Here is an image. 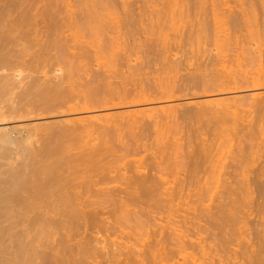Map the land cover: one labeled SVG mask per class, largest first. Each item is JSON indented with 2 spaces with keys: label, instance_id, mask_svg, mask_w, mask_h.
<instances>
[{
  "label": "bare ground",
  "instance_id": "6f19581e",
  "mask_svg": "<svg viewBox=\"0 0 264 264\" xmlns=\"http://www.w3.org/2000/svg\"><path fill=\"white\" fill-rule=\"evenodd\" d=\"M138 1L0 0V95H3L0 96V264H264V136L261 137L264 135V17L245 19L249 13L244 10L239 11L242 16L230 14L231 17H227L234 32L229 34L227 30L225 35L216 32L211 35L207 16L202 15V20L197 18V32L192 30L179 40L172 38L173 42L169 39L166 42L167 38L164 42L154 39L151 50L139 45L133 49L118 48L119 44L113 49L115 46L109 43L110 48L105 47L110 49L109 53L103 48L98 51L104 55L92 49L93 54L90 48L89 52L84 51L82 45L70 44L73 41L67 39L66 28L77 27L82 20L84 23L94 21L99 14L108 13L115 6L121 8L124 18L116 22L119 25L112 24L113 28H125L128 34L129 28L137 24L135 9L140 10L139 16L148 12L153 14L150 20L156 16L154 19L160 21L161 11L163 16H188L191 11L197 16L205 12L198 9L205 10L201 7L206 4V0H143L144 5L139 9L134 6ZM210 1L213 5L210 10L217 17L222 2ZM71 2L77 4V13L73 11L76 6L72 10ZM256 2L264 7V0ZM159 5L162 6L160 11ZM44 36L51 39L48 41L58 60L77 59L76 65H81L78 59L89 63L90 56L94 55V66L89 63L84 67L86 70H80L81 75L86 71L92 79L85 78L88 90L78 96L81 102L72 94L73 88L62 85L67 75L58 80L47 75L43 81L31 75L33 79L22 85L25 75L19 70L9 73L10 69L5 67L8 60L4 57L9 59L15 47L22 45V50L28 49L26 42L33 43L28 42L29 38L39 37L45 43ZM47 43L45 48L50 47ZM140 54L151 57L140 56L146 60L143 63ZM68 65L67 70L71 71V63ZM89 65L93 67H87ZM181 72L184 74L178 75ZM21 85L22 93L18 96L13 89ZM77 86L75 91L79 89L80 93L83 88L86 91L84 85L83 88ZM246 90L252 91V98L235 96ZM10 93L17 98L15 103H11L13 98L8 99ZM200 93L226 95L194 101L195 106L199 105L194 117L209 116L212 131L220 132L229 146L225 153L221 152L216 135L195 143L197 137L183 132L180 126L186 113L177 114L174 104L167 103L159 110L149 106L155 101ZM230 93L233 96L228 97ZM5 95L7 103L3 101ZM142 104L144 108H140ZM99 105L100 108L135 106L124 116L115 115L111 127L98 126L107 131L112 128L123 144L119 154L111 158L120 162L113 169L114 176L108 171L88 181H75L78 177L75 180L68 176L63 178L65 169L74 173L80 165L85 169L90 165L95 168L97 159L102 160L101 150L93 148L82 156H70L66 150H53L51 142L38 145L36 130L43 123L34 124L30 129L26 125L29 130L21 124H13L32 116L60 114L61 109L63 113H75L78 109H95ZM83 117L72 120L93 121L87 119L92 117ZM106 118L103 119L108 123L110 119ZM72 120L74 125H79ZM99 120L102 121L95 118L93 124H98ZM68 128L62 133L77 129ZM180 130L184 133H179L180 138L171 136L170 141L168 137L170 142L150 155L125 161L146 148L143 140L147 137L177 135ZM15 159L21 161L16 163ZM182 206L186 207L181 209Z\"/></svg>",
  "mask_w": 264,
  "mask_h": 264
},
{
  "label": "rangeland",
  "instance_id": "374dc122",
  "mask_svg": "<svg viewBox=\"0 0 264 264\" xmlns=\"http://www.w3.org/2000/svg\"><path fill=\"white\" fill-rule=\"evenodd\" d=\"M143 1V0H142ZM209 1V2H208ZM222 3H221V5L220 6H218V10H217V13H219V14H217V17L216 16H214V14L212 13V9L210 8V7H213V5H211L212 3H211V1L210 0H206V4H202L203 6L205 5V7H201V9L203 8H205V10H201L200 11V9H198L199 10V12H202V11H205V12H202V13H198L197 14V16H195V15H193V13H192V11L190 12V13H188V16L187 15H183V16H178V15H174V14H169V16H171V17H169V16H166V15H164L163 16V12L161 11L160 12V21H159V19L156 21L154 18H156V16L154 17V18H152V20H155L156 22H157V24H158V22H159V24H158V27H157V24H156V22L154 21H152V20H150L151 19V17H153V14H152V16L150 15V14H148V12H144V14L142 15V16H139L141 13H139V15L137 14L138 12H140V10H138V9H135V11H134V13H135V15H134V17L135 18H137L136 19V25H134L133 27H131V29L129 28V31H133L132 32V34H131V32L130 33H128V34H126V32H127V29H125V28H123V29H116V27H114L113 28V26L115 25V26H117V25H119V24H117L116 22L117 21H119V20H122L121 18H124L123 17V11L121 10L120 11V9L121 8H116V6L114 7V9L113 8H111V9H109V11L110 12H106V11H104V12H106V13H102V14H99V17L98 18H95L94 19V21H92L93 19H90L89 20V22H86V23H84V21L82 20V22H81V24L79 25H77V27L75 26V27H71V29H69V28H66L65 30H66V34L65 35H67V39H70V41H73V43L71 42L70 44H75V45H79V46H81L82 45V47H84V51H85V49H86V51H87V49H88V52H89V48H90V51H91V53H93V54H95V52H93V51H98V50H101V49H103V48H105L106 46L107 47H109L110 48V46H108V45H110L111 43V45H113V46H111V47H114L115 46V48H113V49H117V46H118V44L121 46V47H119L118 46V48H126V47H128L127 49H133L134 47H136L137 45H139V46H141V48H144L145 47V50H148V49H150V47L160 38V40H162L163 39V41L162 42H164V39L165 38H167V41H166V39H165V41L166 42H169V41H171V42H173L172 40L176 37V40L178 39H180V37H182L183 38V36H185V35H187V33H191V31L193 30L194 32H197V31H195L196 29V25L199 23V21H198V23H197V18L198 19H201L202 17V15H203V18H205L206 16V22H207V24H208V34H214L215 32H216V34H218V35H225V32L227 31L229 34H232L233 32H234V28H233V26H232V24L230 23V21H229V19H230V17H231V15L230 14H232V15H236L235 13H237L238 15H236L235 17H238V16H242L243 14H241V12H239V11H243L244 10V13L246 12V11H248V12H246V14L247 13H249V14H247L248 16L246 17V16H244L245 17V19H247L248 17H250V18H253L254 16V18H258V17H260V19L262 18L263 19V17H264V15H263V10L264 9H262V8H264V7H262L263 5H261V3H257L256 1L257 0H251V1H249V0H231V1H229V0H220ZM224 2V3H223ZM234 2V3H233ZM238 2V3H237ZM241 2V3H240ZM253 4H252V3ZM237 3V4H236ZM257 3V4H256ZM71 4L73 5L71 8H72V10H73V8L76 6V8H74V10L73 11H75L76 13H77V11H78V7H77V4H75L74 5V3L73 2H71ZM144 5V1L143 2H141V0H139L134 6H135V8H138L139 7V9H140V5H141V9H142V7H143V5ZM223 4V5H222ZM225 4V5H224ZM232 4V5H231ZM250 4H251V6H250ZM255 4V5H254ZM209 5V6H208ZM228 5V6H227ZM231 5V6H230ZM239 5V6H238ZM253 5H254V7H253ZM235 6V7H234ZM258 6V7H257ZM161 7V8H160ZM208 7V8H207ZM234 7V8H233ZM239 7H240V9H239ZM252 9H251V8ZM70 8V9H71ZM159 8V9H158ZM157 9L160 11V10H162V6H160L159 5V7H158ZM67 10H70L69 8H66ZM209 11H208V10ZM211 9V10H210ZM228 9V10H227ZM230 9V10H229ZM232 9H233V11H232ZM249 9V10H248ZM77 10V11H76ZM219 10H221V11H219ZM252 10H255V11H252ZM164 11V10H163ZM219 11V12H218ZM206 12H208V13H206ZM231 12H233V13H231ZM255 14V15H252L253 13ZM257 12V13H256ZM205 13V14H204ZM210 13H211V15H212V17H211V15H210ZM221 13H224V14H222V15H224V16H222L221 15ZM262 13V14H261ZM148 14V15H147ZM165 14V13H164ZM167 14V15H168ZM208 14V15H207ZM225 14H227V15H225ZM241 14V15H240ZM245 14V15H246ZM102 15H103V17H102ZM121 15V16H120ZM137 15V16H136ZM147 15V16H146ZM154 15H155V12H154ZM162 15V16H161ZM206 15V16H205ZM228 15H230V17H227ZM256 15H257V17H256ZM259 15V16H258ZM261 15L263 16V17H261ZM125 16V15H124ZM150 16V17H149ZM173 16V17H172ZM176 16V17H175ZM187 16V17H186ZM205 16V17H204ZM214 16V17H213ZM218 16H220V17H218ZM233 16V17H234ZM253 16V17H252ZM168 17V18H167ZM196 19H195V18ZM200 17V18H199ZM215 17H216V19H215ZM224 17V18H223ZM225 17H227V19H228V22L225 20ZM243 17V18H244ZM111 18H112V20H111ZM163 18V19H162ZM172 18V19H171ZM242 18V19H243ZM139 19V20H138ZM178 19V20H177ZM183 19V20H182ZM189 19V20H188ZM209 19V20H208ZM215 19V20H214ZM245 19H243V20H245ZM249 19V18H248ZM162 20V21H161ZM182 20V21H181ZM186 20V21H185ZM196 20V21H195ZM202 20V19H201ZM200 20V21H201ZM217 20L219 21L220 20V22H217ZM222 20H225L226 21V23L228 24H224L225 23V21H222ZM165 21V22H164ZM185 21V22H184ZM193 21V22H192ZM113 22V23H112ZM161 22V23H160ZM169 22H171V23H169ZM181 22V23H180ZM214 22V23H213ZM217 22V23H216ZM84 23V24H83ZM156 25H155V24ZM194 23V24H193ZM209 23H211L210 25H209ZM218 25V28H217V25ZM221 23H223V24H221ZM112 24H114V25H112ZM151 24H152V26H151ZM167 24H168V26H167ZM220 24V25H219ZM155 25V26H154ZM164 25V26H163ZM192 25H194V27L192 26ZM154 26V27H153ZM188 26V27H187ZM198 26V25H197ZM223 26V27H222ZM153 27V28H152ZM210 27V28H209ZM182 28V29H181ZM198 28V27H197ZM215 28H217V31H216V29ZM222 28V29H221ZM133 29V30H132ZM152 29V30H151ZM69 30V31H68ZM122 32H121V31ZM159 30V31H158ZM184 30V31H183ZM215 30V31H214ZM113 31V32H112ZM179 31V32H178ZM183 31V32H182ZM192 31V32H193ZM210 31H212L211 33H210ZM222 33H221V32ZM233 31V32H232ZM154 32V33H153ZM177 32V33H176ZM227 32H226V34H227ZM117 33V34H116ZM133 34H134V36H133ZM158 34V35H157ZM164 36H163V35ZM64 35V36H65ZM69 35V36H68ZM131 35V36H130ZM158 37H156V36ZM167 35V36H166ZM171 35H173V36H171ZM118 38H117V37ZM162 37V38H161ZM179 37V38H178ZM45 36L44 37H42V40L44 39L45 40ZM133 38V39H132ZM153 39V40H151V41H149V39ZM173 38V39H172ZM34 39H36V41L34 40ZM37 39H39V40H37ZM110 39V40H109ZM117 39V40H116ZM147 39H148V41L150 42H148L147 41ZM154 39H156V41L154 40ZM168 39H169V41H168ZM171 39V40H170ZM35 41V44H34V41ZM51 40V39H48V38H46V42L44 43V42H42L41 41V39L39 38V37H37V38H33V39H30L29 38V40H28V42L29 41H32L33 43H31L30 42V44H31V46H30V44L28 43L27 44V42H26V47H28V49H26V50H28V52L24 49V50H22L23 48H22V45H20V46H17V47H15L14 49L15 50H17V53H19V54H17L16 52L14 53V49L12 50V54L10 53V55L9 54H7V55H9V59H8V56L7 57H4V58H7V59H5V60H8L7 62L8 63H6V66L5 67H8V69H10L9 70V73H12V71L11 70H13V73H14V70L15 71H20V72H22L23 73V76L25 77H23L22 79H24V81L22 82V85H24V83L25 82H28L29 80H31V79H33V77L34 78H36V76H39V78H37V79H39L40 80V78L42 79L41 81H43L44 79H47L48 78V76H50V78L51 77H55L54 79L55 80H58V78H60V76L64 79L65 78V76H66V79L68 78V77H71V76H75V77H72L71 79H73V80H71V79H67V81H66V79L64 80V82H63V86H67L68 88H73V95H74V97L76 98V99H78L79 100V98H78V96L79 97H81V96H83V94L85 95V93L87 92V87H86V85L84 84L86 81H85V78L88 80H92V79H90V78H88V76L89 75H86V74H88V72L86 73V71L84 72L83 71V75H81V71H82V69L83 70H86L84 67H86V65H88L89 63L91 64V65H93L94 66V63H96V61L94 60L95 58H94V55L93 56H90V55H92V54H90L89 56L90 57H92L90 60L91 61H89V63H86V59L84 60H79L78 59V61H77V63H81V65H80V67H78L79 65L77 64L76 65V63H75V61L77 60H72V58H70V60H66L65 59V61L64 60H62L61 58H60V60L63 62H61L60 60H58L59 58L56 56L57 54H56V51L54 50V49H52V47L50 46V42L49 41ZM112 40H114V42H111ZM119 40V41H118ZM125 40V41H124ZM127 40V41H126ZM141 40V41H140ZM175 40V39H174ZM110 41V42H109ZM118 41V42H117ZM130 43H129V42ZM145 42V45H144V42ZM153 41H155V42H153ZM37 42V43H36ZM49 44H48V43ZM75 42V43H74ZM123 42V43H122ZM143 42V43H142ZM151 42H152V44H151ZM170 42V44H172ZM39 43H41L40 44V47H39ZM46 43L50 46V47H48V48H45L47 45H46ZM83 43V44H82ZM110 43V44H109ZM149 43V45H147ZM42 44H45V46L43 45V47H44V50L43 49H41L42 47ZM91 46H90V45ZM102 44V45H101ZM117 44V45H116ZM123 44H125V45H127V46H124ZM129 44V45H128ZM38 45V46H37ZM98 45H101V47L100 46H98ZM147 45V46H146ZM138 46V47H139ZM183 46H185V45H183ZM31 47V48H30ZM92 47H94V48H92ZM100 47V48H99ZM133 47V48H132ZM146 47H149L148 49H146ZM185 47H187V46H185ZM22 48V49H21ZM19 49H21V51H19L18 52V50ZM39 49V50H38ZM41 49V50H40ZM51 49V50H50ZM92 49H93V51H92ZM105 49H107L105 52H107V53H109L108 51L110 50H108V48H105ZM186 49H189L188 47L186 48ZM38 50V51H37ZM53 50V51H52ZM119 50V49H118ZM144 50V49H143ZM151 50V49H150ZM150 50L149 51H147V52H149L150 53ZM23 51H26L25 53L23 52ZM55 52V53H54ZM99 52V51H98ZM97 52V53H98ZM101 52V51H100ZM99 52V53H100ZM96 53V54H97ZM102 53V55H104L103 53L104 52H101ZM15 54H17V55H14ZM23 56H22V55ZM25 54V55H24ZM54 54V55H53ZM56 54V55H55ZM106 54V53H105ZM142 54V53H141ZM139 55V58H141V57H143L142 55ZM22 57H21V56ZM51 55H53V56H51ZM97 55H99L100 56V54H97ZM107 55V54H106ZM149 55H152V53L151 54H149ZM5 56V55H4ZM17 56H19V58L17 57ZM58 58H56V57ZM141 56V57H140ZM11 57H13V60H12V58ZM18 59H17V58ZM20 57H21V59H20ZM52 57V58H51ZM54 57V58H53ZM89 57V58H90ZM149 57H151V56H149ZM148 56L147 57H145V55H144V57L143 58H149ZM177 57H178V55H177ZM89 58H88V60H89ZM143 58H141L142 60H143V63H145L146 62V60L145 59H143ZM175 58H176V56H175ZM183 58V57H182ZM181 58V59H182ZM57 59V60H56ZM172 59H174V57L172 56ZM92 60H94V62L92 61ZM102 60V58L100 59V61ZM103 60H105V59H103ZM144 60H145V62H144ZM73 61V62H72ZM11 62H13V64L11 63ZM60 62V63H59ZM65 62V63H64ZM68 62H70L71 63V71L73 72H75L74 74L71 72V71H68L67 69H68V67H69V65H68ZM82 62H84V64H82ZM88 62V61H87ZM92 62V63H91ZM137 62V61H136ZM141 64V61H138V64ZM8 64V65H7ZM15 64V65H14ZM66 64V65H65ZM67 65H68V67H67ZM83 65V66H82ZM91 65H89V66H87V67H90ZM10 66V67H9ZM57 66H62L61 68H62V70H61V68H57ZM82 66V67H81ZM93 66H91V68L93 67ZM67 67V68H66ZM12 68V69H11ZM65 68V69H64ZM69 68V69H70ZM75 68V69H74ZM7 69V68H6ZM8 69H7V71H8ZM50 69H51V71H50ZM54 69H56V71L54 70ZM60 71H58V70ZM63 69H64V71H63ZM78 69H79V71H78ZM40 70V71H39ZM42 70V71H41ZM52 70H54V71H52ZM76 70V71H75ZM81 70V71H80ZM11 71V72H10ZM18 71V72H19ZM37 71H38V73H37ZM45 71L48 73H46L45 74ZM17 72V73H18ZM31 74H30V73ZM42 72V73H41ZM56 72V73H55ZM72 73V75H71V73ZM77 72V73H76ZM16 73V72H15ZM35 73H36V75H35ZM54 73V74H53ZM70 73V74H69ZM7 74H8V72H7ZM42 74H44V75H42ZM60 74V75H59ZM182 74H184V72H181V73H179L178 75H182ZM15 75V74H14ZM17 75H19V73L17 74ZM33 77H32V76ZM46 75V77H44ZM48 75V76H47ZM53 75V76H52ZM85 75V76H84ZM10 76H13V75H10ZM20 76H21V74H20ZM20 76H18V78L17 77H15V78H17V79H21V78H19ZM41 76V77H40ZM64 76V77H63ZM79 76V77H78ZM84 79H82V80H80L79 78H81V77ZM155 76H158V75H155ZM13 77V78H14ZM44 77V78H43ZM15 78L13 79V81L12 82H14V80H15ZM75 78V79H74ZM78 80H77V79ZM53 79V78H52ZM53 79V80H54ZM54 80V81H55ZM74 80H77V82L76 81H74ZM80 80V81H79ZM17 81V80H16ZM15 81V82H16ZM72 81H73V83H72ZM80 82V83H79ZM88 82V81H87ZM80 85L81 86V88H83L84 86H85V88H86V91H85V89H84V91H82L83 89H81L80 90V93H79V89H77V91H75V89L77 88V87H79V86H77V85ZM84 86H83V85ZM86 84H88V83H86ZM22 85H21V87H19V86H17L18 88H15L16 90H14L13 89V93H18L17 95L19 96V93L21 92V90H20V88L22 89ZM69 85V86H68ZM91 84H89L88 86H90ZM76 86V87H75ZM23 91V90H22ZM81 92H84V93H82L81 94ZM12 93V92H11ZM10 93V98H8L9 100L11 99V98H13V99H11V103H15L16 101H15V99H17V98H15V95L13 96L12 94ZM22 93V92H21ZM20 93V94H21ZM77 93H78V95H77ZM210 94H212V95H209V94H207L206 96H205V94H197V95H195V96H186V97H180V98H178V99H175V100H170V101H164L163 100V102L161 101V102H158V101H155V103L153 102V103H149V106L150 107H152V106H155V108L157 107V110H159L160 108H161V106L162 107H164V106H166L167 105V103H169L170 105H175V106H177L176 108H178L176 111H177V114H181V113H186V115H185V120H183V122H182V124H181V126H180V129L183 131V132H186V131H188L191 135H193V138L194 137H197L198 138V140L197 141H195V143L196 142H199V139H208V140H210V139H213V137H214V135H216L217 136V141H218V144L220 143V149H221V152L222 153H225V151L226 150H228L229 149V146H228V144L225 142V137L220 133V132H213L212 131V127H213V125H212V123L211 122H209V116H200V117H194V114H195V112L198 110V107H199V105L198 104H196L197 106H195V103L198 101V102H203V101H206L207 99L208 100H212V99H217V98H220V97H226V95H219V94H216V93H210ZM8 96H9V94H7ZM16 95V96H17ZM0 96H3V95H0ZM6 96V95H5ZM3 97V98H6V100H3V101H6V103L8 102V100H7V97L8 96H6V97ZM11 96H13V97H11ZM227 96L229 97H231V96H233V94L232 93H230V94H227ZM237 98H247V97H250V98H252V91L251 90H246V91H240V92H237L236 93V95H235ZM85 97V96H84ZM84 97H82V100H84L83 98ZM86 97H87V94H86ZM1 98V97H0ZM74 98V99H75ZM189 99H194V100H192L193 102H189L188 100ZM80 100H81V98H80ZM79 100V102H81ZM14 101V102H13ZM74 101V100H73ZM194 101H196V102H194ZM252 101V100H251ZM10 102V101H9ZM75 102H77L76 100H75ZM166 102V103H165ZM5 102H4V105L6 104ZM11 103H9V104H11ZM78 103V102H77ZM191 103H193V104H191ZM8 105V104H7ZM109 105H107V106H103L104 108H100V105H99V107L97 106V108H95V109H93V108H89L88 110H82V111H79V109L78 110H76V112L75 113H70V112H65L64 111V113H63V110L61 109L60 111H62V113L60 112V114L59 113H56V112H54V113H50V114H45V115H42V116H32L31 118L29 117V118H27V119H24L23 118V120H19V121H16V122H14L13 124H21V125H23L22 127H24V128H26V125H27V128L29 127V129L32 127L33 128V125L35 124H37V126H39L41 123H43V124H41L40 125V127L41 128H39V130H38V128H37V130H36V133L38 134H36L38 137H39V141H38V145H40V144H43V143H47V142H51V144L53 145V150H66V151H68L69 153H67V154H69L70 156L72 155H74V157H77V156H82V155H84V153H88V152H90V150L91 149H93V148H97V149H100L101 151V153H100V155L102 156H100L101 158H102V160L101 161H99L98 162V160L99 159H97V162H96V167L95 168H93L91 165L90 166H88V167H86V169L87 168H93L92 170H86L85 168H84V166H82V165H80L79 167H76V169H74L75 171H73L74 173H72V171L71 170H67V169H65V173L64 174H62L64 177L63 178H73L74 180L77 178V180H75V181H82V180H85V181H88V180H90V179H88V178H90V177H92V179H97L99 176H102V175H104V174H106L108 171H112L109 175L110 176H114L115 174H116V171H113V169L115 168V167H117L119 164H120V162H114L111 158L113 157V156H115L116 154H119V151L122 149V146H123V144L121 143V141H120V136H118L117 135V132H115L114 130H112V128H110L108 131L106 130V129H103V128H99L98 126L99 125H102V126H108L109 125V127H111V125H113L112 123L114 122L113 121V119H116V117H115V115H117V114H123V116L124 115H126L127 114V112H129V110L131 111V109H133L134 107L133 106H129V105H123V106H111L110 105V107H108ZM142 106V107H141ZM105 107H107V108H105ZM138 107L139 106H136V109H138ZM145 106H144V104H142V105H140V108H144ZM139 108V109H140ZM159 108V109H158ZM91 109V110H90ZM128 109V110H127ZM135 109V108H134ZM133 109V110H134ZM65 110V109H64ZM79 111V112H78ZM74 112V111H73ZM78 112V113H77ZM123 112V113H122ZM67 113V114H66ZM81 116L83 117H85V118H87V117H92V118H87L88 120L89 119H92L93 121H94V119L95 118H97V119H101L102 121H98V124H93V121L92 122H88L86 119H84V122H81V123H79L78 121H76V120H72L73 118L74 119H77V118H81ZM94 116V117H93ZM110 116H112V117H110ZM115 118H114V117ZM83 117V118H84ZM105 117H107V118H109L110 119V121L108 120V123L107 122H105V120L103 119V118H105ZM82 118V119H83ZM106 118V119H107ZM70 120V121H69ZM71 120L72 121H75V124H79L78 126H76V125H74V122L72 123L71 122ZM64 121V122H63ZM67 121V122H66ZM112 121V122H111ZM35 122V123H34ZM45 123V124H44ZM25 125V126H24ZM34 125V126H35ZM44 125V126H43ZM73 126V127H71V126ZM81 125V126H80ZM43 126V127H42ZM68 126H70L69 128H68ZM75 126V127H74ZM113 127V126H112ZM26 128V129H27ZM66 129V128H68V129H70V128H77L76 130H73V129H70V131L68 132V133H62V131H63V129ZM80 128V129H79ZM29 129H27V130H29ZM41 129V130H40ZM31 130H33V129H31ZM30 130V131H31ZM180 130V132L178 131V134L176 135V134H173V135H171L170 133H167L165 136H167V137H165L164 135V138H162V137H160V136H156L155 137V135H153L152 137H147L146 139H144L143 140V143H145L146 144V148H142V150L140 151V153L138 154V155H134V156H131V157H128L125 161H131V160H133V159H138V158H140V157H142V156H147V155H150L152 152H155L156 151V149H158V147H161L162 145H167V143H168V141L170 140H172V138H180V134L181 133H183L182 131ZM180 133V134H179ZM184 134V133H183ZM182 134V135H183ZM182 135H181V137H182ZM36 136V137H37ZM171 136H172V138H171ZM179 136V137H178ZM221 136V137H220ZM262 136H264V135H261V137ZM169 137V138H168ZM169 140H168V139ZM183 138H184V135H183ZM264 138V137H263ZM36 139H38V138H36ZM127 139V138H126ZM125 139V140H126ZM169 141V142H170ZM41 142H43V143H41ZM37 143V142H36ZM150 147V149H148ZM83 153V154H82ZM77 154V155H76ZM68 155V156H69ZM104 158V159H103ZM16 160V163H18V162H20L21 160H17V159H15ZM15 160H14V162H15ZM3 163H8L9 161H7V160H1ZM95 166V165H94ZM67 168V167H66ZM96 169V170H95ZM62 173V172H61ZM69 173V174H68ZM66 174V175H65ZM68 176V177H67ZM74 176V177H73ZM74 181V182H75ZM114 185V184H113ZM186 206H182L181 207V209L182 208H185ZM180 212V211H179ZM180 214V213H179ZM156 222V221H155ZM158 222H159V220H158ZM152 223H154V221L152 222Z\"/></svg>",
  "mask_w": 264,
  "mask_h": 264
}]
</instances>
